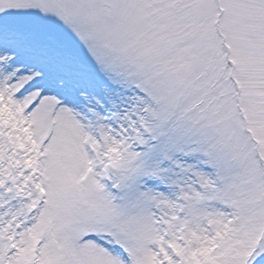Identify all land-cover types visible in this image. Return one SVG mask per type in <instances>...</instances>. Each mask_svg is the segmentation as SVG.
Returning <instances> with one entry per match:
<instances>
[{"label":"snow or ice","instance_id":"1","mask_svg":"<svg viewBox=\"0 0 264 264\" xmlns=\"http://www.w3.org/2000/svg\"><path fill=\"white\" fill-rule=\"evenodd\" d=\"M0 264H264V0H0Z\"/></svg>","mask_w":264,"mask_h":264}]
</instances>
